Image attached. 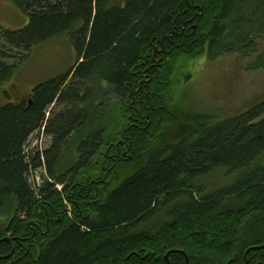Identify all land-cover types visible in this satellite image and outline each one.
Segmentation results:
<instances>
[{"label":"trees","instance_id":"1","mask_svg":"<svg viewBox=\"0 0 264 264\" xmlns=\"http://www.w3.org/2000/svg\"><path fill=\"white\" fill-rule=\"evenodd\" d=\"M9 1L28 24L0 27L17 53H0V87L20 68L10 61L56 37L68 35L78 58L27 102L0 106V264H264V100L223 120L187 112L167 72L177 58L257 56L264 0ZM259 70L264 53L248 67ZM174 104L187 122L151 143L147 121ZM118 127L138 164L124 178L110 148ZM35 135L50 148L31 153ZM108 149L105 175L88 180ZM29 224L41 227L34 239Z\"/></svg>","mask_w":264,"mask_h":264},{"label":"rangeland","instance_id":"2","mask_svg":"<svg viewBox=\"0 0 264 264\" xmlns=\"http://www.w3.org/2000/svg\"><path fill=\"white\" fill-rule=\"evenodd\" d=\"M27 24L28 17L26 15H23L9 0H0V27L17 29L25 27ZM258 45V55L263 54L264 39L259 41ZM2 52L7 56L15 54L8 52L3 41L0 40V53ZM21 56L9 62L10 64H20V68L10 82L0 87V106L8 102L9 99L14 102L30 99L36 84L63 76L75 65L78 58L68 35L56 37L35 47L29 55V60H21ZM257 56L245 59L239 54H234L225 56L215 62L208 61L206 56L194 60L177 58L172 61V65L167 70L170 75L169 83L173 87L169 96L175 103L185 108L187 112L200 115L211 114L218 120L240 114L264 100V70L248 71V67L254 63ZM0 61H3L2 58ZM166 68L167 66H165L164 72ZM164 92L167 93L166 91ZM161 102L158 99L157 107L161 106ZM174 106L176 108V104L170 108L166 107L167 114L162 117L161 121L158 116L151 122L147 121L146 128L150 126L156 127L154 139L152 138L151 143L156 144L155 142L159 138L164 142L170 140L173 130H176L178 125L187 122L185 120L186 116L178 113ZM60 110H64V108L57 107L56 112ZM155 114L157 115L158 113ZM116 122L119 126H122L123 120L119 118ZM158 131H160V134H157ZM120 132L121 130L118 127L115 137L111 141L114 146H110V148L114 151L111 156H115L116 153L121 151V154L116 158L118 163L116 164V170L113 172L120 178H124L130 173L132 170L130 168L135 163L131 152L134 143L126 144L122 140L123 138L118 137ZM138 141L141 142L140 140ZM50 146V138L35 135L30 141L28 150L33 154H36L37 151L43 153ZM108 153L109 149L104 152L102 158L100 157L93 164L92 168L85 171L88 180L90 178L93 180L102 169L104 174L101 175H105L107 168L104 167V162L110 158ZM120 158L127 159V162L122 161ZM42 162L45 166V161ZM135 165L138 164L135 163ZM220 175L221 173L218 176L216 175L217 180L212 188L215 191L221 189V186L225 183L224 178L220 177ZM45 176H47V173L44 167L36 173L33 172L30 181L38 186ZM75 196V192L70 193V198ZM67 200L66 198L64 199V205L67 206L66 213L70 216L72 215L70 211L72 204H69Z\"/></svg>","mask_w":264,"mask_h":264},{"label":"flooded vegetation","instance_id":"3","mask_svg":"<svg viewBox=\"0 0 264 264\" xmlns=\"http://www.w3.org/2000/svg\"><path fill=\"white\" fill-rule=\"evenodd\" d=\"M32 92H33V90H32ZM31 97H32V95H31ZM31 99V98H30ZM30 99H28V100H30ZM12 100V99H11ZM10 99H9V101L8 102H12V103H16V104H20V103H24V102H27L28 100H26V101H22V102H14L13 100L11 101ZM71 211V214H72V209L70 210ZM45 214H46V219H47V221H46V223H47V226H48V223H49V221L51 220V215H50V213L48 212V210H47V208H46V210H45ZM71 216H73V215H70V218H71ZM54 217V216H53ZM30 229H31V233H33V239H34V237L37 235V231H41V227H39V226H36V225H33V224H29V226H28ZM7 236V242H12V238H13V233L11 232V233H9V234H7L6 235ZM9 240V241H8ZM15 240H16V238H15ZM27 240L28 239H26V240H24V242H27ZM12 251L14 252L15 251V248L13 249L12 248ZM12 252V253H13ZM12 253L10 254V256L9 257H11L12 256ZM28 254V253H27ZM26 254V255H27Z\"/></svg>","mask_w":264,"mask_h":264}]
</instances>
